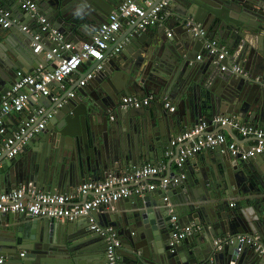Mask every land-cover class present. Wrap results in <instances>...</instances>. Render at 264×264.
<instances>
[{
    "label": "water",
    "instance_id": "1",
    "mask_svg": "<svg viewBox=\"0 0 264 264\" xmlns=\"http://www.w3.org/2000/svg\"><path fill=\"white\" fill-rule=\"evenodd\" d=\"M34 1L38 2L39 13L47 15L65 40L86 41L123 0ZM160 1L155 0L153 6ZM173 1L159 12L164 17L161 22L174 28L175 36L167 41L172 44L167 49L169 57L162 52L154 56L157 37L139 29L137 19L126 31L116 32L117 41L102 59H90L70 75L79 85L87 70L102 63L84 86L68 87L56 101L52 94L29 99L32 112L23 113L19 119L30 117L40 106L46 108L41 119L48 113L52 116L18 154L0 157V192L26 183L46 192H69L87 180L118 176L126 167L156 164L154 159L169 145H164L163 137L171 142L173 135L202 121L211 122L216 115L264 125V0ZM177 1L185 2V6L180 8ZM0 4L8 9L13 5L11 0H0ZM172 18L178 27H173ZM128 21L122 19L123 24ZM195 23L206 30L201 43L192 30ZM233 24L246 28L253 37L252 42L245 38L247 46L237 45L230 54L244 72L223 71L210 57L194 59L201 44L219 38ZM37 25L32 32L20 27L21 33L12 31L14 34L0 25V45L7 42L5 50L15 58L8 62L0 57V102L20 80L19 71L30 73L41 64L49 70L55 67L54 63L48 65L47 52L53 47V43H47L48 33L43 34L42 52H33ZM152 28L158 35L164 31V26ZM119 43H123V50L114 53ZM71 92H75L73 96H69ZM127 94L171 95L177 101V111L160 105L157 111L125 108L121 100ZM219 128L214 131L211 125L205 133L232 130L229 126ZM231 135L238 140L234 132ZM150 138L156 140L152 145L148 143ZM42 141L49 142L58 156L64 157L65 169L50 170L46 161L41 170L32 156L24 157L32 145ZM177 157L174 148L166 171L169 174ZM263 162L264 154L242 160L232 156L225 145L216 146L206 154L196 153L179 172H173L171 175L180 177V181L172 182L168 191L158 189L124 197L74 220L0 213L2 264H108L106 235L92 228V218L97 227L118 233L120 264H264L263 255L238 240L244 234L259 235L264 240ZM87 199L88 194L82 201ZM173 215L177 221H173ZM192 223L203 229L172 246L175 224L183 228ZM220 237L222 241L216 244Z\"/></svg>",
    "mask_w": 264,
    "mask_h": 264
},
{
    "label": "built area",
    "instance_id": "2",
    "mask_svg": "<svg viewBox=\"0 0 264 264\" xmlns=\"http://www.w3.org/2000/svg\"><path fill=\"white\" fill-rule=\"evenodd\" d=\"M23 10L30 13L38 24L37 30L34 32V51L40 52L43 49V34L48 33L47 43H53V47L47 52V59L55 62L52 70L45 66L40 67L33 72L25 73L19 71L20 80L17 81L8 96H4L0 102V157L4 154L7 157H13L19 153L21 147L29 144L31 139L47 125L48 119L52 113H48L46 118L40 117L45 114L46 108L40 106L35 108L34 113L30 117L21 118L17 127L10 129L5 121L8 113L15 111L21 113L32 112V106L29 103L31 97L37 98L40 95L52 94V100L56 101L61 97L54 96L51 84L60 82L62 88L68 80H71V74L78 71L83 63H87L90 59L100 60L104 57L105 52L111 45L117 41L116 32L122 29V19H128V24L134 23L139 19L138 28L146 31L148 27L158 24L161 21L159 12L171 0H161L154 5V0H123L122 3L110 13L106 22L102 23L91 39L84 40L80 44H75L72 40H65L63 35L54 27H52L47 16L39 13L38 3L34 0H19ZM192 22H188L191 24ZM0 25L3 28H11L17 25L11 10L0 5ZM21 29L25 31H34V27L29 25H21ZM195 36L205 38L206 31L201 25L195 23L192 29ZM172 31L168 33L171 35ZM58 41L57 44H54ZM207 49L206 54H198V59L209 56L214 58V62L220 63L223 71H231L235 73L244 72L243 67L236 63H224L229 55L228 49L217 39H209L205 41ZM123 50V43H119L114 53ZM88 65L85 68H89ZM102 63L89 69L79 81L80 86H84L89 79L94 76L95 70H100ZM258 80V77H257ZM67 90V89H66ZM75 92H71L69 96H73ZM154 96L152 94L140 97L138 95L127 94L122 97L121 105L123 107H146L152 103ZM164 106L168 110L174 112L177 105L168 97L164 98ZM20 115V116H21ZM19 116V117H20ZM18 117V118H19ZM211 125L213 127H225L238 129L243 136L251 137L253 143L245 148L236 141L228 140L224 133L210 132L205 133L206 129ZM171 145L178 150L176 159L177 165L182 168L185 162L206 149H213L216 146H226L232 156H239L242 160H248L257 155L264 154V126H255L253 123H245L234 116L216 115L211 122L202 121L193 126L190 130H186L176 135L171 140ZM174 154V149H167L165 155L167 157ZM3 163L0 162V171ZM130 169V168H129ZM165 164L147 163L143 166L133 167L131 170H125L118 176L110 175L101 180H87L77 191L67 193H51L38 190L32 183L22 184L19 187L0 192V213H25L33 217H56L68 220H74L81 215L88 214L94 208L111 201L119 200L131 195H142L146 190H164L166 191L172 182L180 181V177L169 174ZM158 177L147 185H138L132 187L131 183H138L144 178ZM92 192L94 195L86 201L79 200L80 195H87ZM233 205V204H231ZM173 221H177L176 215L172 216ZM92 228L106 235V257L108 264H120L119 248L121 240L116 231L111 228L103 230L97 227L95 218L91 219ZM195 225H187L181 228L175 224V232L172 235L170 244L173 246L182 241L188 235L196 230ZM238 240L242 245L252 246L255 251L264 256V240L259 235L244 234L238 236ZM222 239H217L219 244ZM22 252L21 255H24ZM4 262L3 255L0 254V264Z\"/></svg>",
    "mask_w": 264,
    "mask_h": 264
},
{
    "label": "crops",
    "instance_id": "3",
    "mask_svg": "<svg viewBox=\"0 0 264 264\" xmlns=\"http://www.w3.org/2000/svg\"><path fill=\"white\" fill-rule=\"evenodd\" d=\"M12 1V3H13V5L12 6H10V9L9 10H11L12 11V13H13V16H14V18L17 20V25H15V26H13V27H11V28H6L7 30V33H15V32H12V31H17L18 33H21V29H20V27H21V25H24V24H26V25H29V26H31V27H33V26H35V23H36V19L34 18V17H32L28 12H24L25 10H23L22 8H21V6H20V4H18L17 2H16V0H11ZM155 1V0H154ZM37 2V1H36ZM173 2H175V1H173V0H171L168 4H172ZM38 3V2H37ZM176 5L177 6H179L180 8H183L184 6H185V2H181V1H177V3H176ZM45 16H47V15H45ZM162 17V16H161ZM164 18V17H163ZM49 19V18H48ZM162 19V18H161ZM171 22H172V24L173 23H175V21H174V19L172 18L171 20H170ZM171 22H168V23H171ZM131 24H128V23H124L123 25H122V31L124 32V31H126L127 30V28L130 26ZM157 26H159V27H163L164 26V31L163 32H159V33H161V34H157V30H155V29H153L152 27L154 26H150V27H148L147 28V32H148V34L149 35H151V36H156L157 37V42L155 43V47H154V45H153V48H154V56L156 57L158 54H160L161 52L162 53H165L166 54V57L168 56L169 57V52L167 51V49L169 50L170 49V46L172 45V44H170V43H168V42H170L171 40L170 39H168L169 37H174L175 36V34H174V28H172V27H169L168 25H164L161 21H159L158 22V24H156ZM175 26V28L176 27H178L177 25H176V23L173 25V27ZM236 27V28H235ZM238 27V25L237 24H233V28H231V29H228L227 31L226 30H223V33H221L222 35L219 37V38H221V39H219V38H217V37H215L214 39H216L217 38V40H219L224 46H226L227 48H228V50H229V48H230V51H229V59H228V61H226V59H224L225 61H224V63H236V64H240V63H237V62H235V61H233L232 59H231V53H233L234 51H235V49H237L238 47H237V45H239L240 47H244V46H247V43H248V40H246L245 38H250V40H249V42H252L253 41V37L251 36V34L249 33V32H246L244 29H246V28H243V27H239V28H237ZM173 30V34L170 36V35H168V33L170 32V31H172ZM156 31V32H155ZM250 35V36H249ZM166 39H168V40H166ZM203 39L204 38H200L199 37V41H200V43H201V41H203ZM221 40H223V41H221ZM168 41V42H167ZM72 42H74L76 45L77 44H80L81 42H84V40H82V41H72ZM205 43L206 42H204V44H201V46H200V48H199V51L197 52V54H202V53H205L206 54V51H207V49H206V47H205ZM111 44H113V43H111ZM7 46H8V44H7V42H5V41H3L2 43H1V45H0V57L1 58H3V59H5L6 61H8V62H11V61H14L15 60V58H14V55L11 53V51H9L8 49L7 50H5V48H7ZM16 46L18 47V46H20L19 44H16ZM33 46V45H32ZM43 50V49H42ZM42 50L40 51V52H42ZM33 52H35L34 50H33ZM40 52H35V53H40ZM168 52V53H167ZM13 55V56H12ZM198 56V55H197ZM197 56H195L194 57V59H198V57ZM206 57H209V56H207L206 55ZM211 58V57H210ZM201 59H204V58H201ZM200 59V60H201ZM213 63H215V64H217L216 62H214V58H212V60H211ZM53 63L55 64V62H52V61H50L49 60V62H48V65L49 66H53ZM44 65H40V67H43ZM46 67V66H45ZM89 67V66H88ZM47 68V67H46ZM88 68L86 67L85 68V71L87 70ZM221 69V68H220ZM228 72H231V71H228ZM65 84V87L64 88H62L61 86H60V84H58V83H53V84H51V88H52V92H53V94H54V96L56 95L58 98L59 97H61L64 93H65V91H66V89L68 88V87H70V86H72V87H76V86H80V85H78L77 84V82H76V80L75 79H71V80H68L66 83H64ZM153 96H154V99L152 100V103L149 105V106H146L147 108H149V110H155V111H157V106L158 105H160L159 107H164L165 108V106H164V98L165 97H168L169 99H171L176 105H177V101L171 96V95H168V94H163V95H159V96H157L156 94H152ZM138 96H140V97H143V96H147V94H143V95H138ZM176 111H177V109H176ZM175 111V112H176ZM21 115V113H19V112H15V111H12V112H10V113H8V115H6L5 116V121L7 122V124L9 125V128L10 129H14V128H16L17 127V124H18V121H19V116ZM241 121H243V120H241ZM243 122H245V121H243ZM246 123V122H245ZM262 126H264V125H262ZM169 128V127H168ZM218 128L219 127H217V126H215V127H213V130L214 131H216V130H218ZM220 129V128H219ZM232 129V128H231ZM232 132H234L235 133V135H237L238 136V140H235V138L231 135L232 134ZM221 133H224L226 136H227V138H228V140H230V141H236L238 144H240L241 146H243V147H245V148H248L252 143H253V139L251 138V137H245V136H243L242 135V133L238 130V129H236V128H234V129H232L231 131H229L228 129H226V128H224V129H222L221 130ZM180 134V133H179ZM179 134H176V135H179ZM176 135H173V137H172V139L176 136ZM163 139V142H165V144L164 145H168V146H166V148H165V150H164V152H161V153H159L158 154V156L156 157V159H154L155 161H156V164L158 163V164H165L166 165V168H167V170H168V163H169V161L172 159V157H173V155H171V156H169V157H167L166 155H165V152H166V150L167 149H169V150H171V148L172 149H174V148H176V147H174V146H172L171 145V142H168V140L166 139V137H163L162 138ZM156 140L154 139V142H155ZM153 141H152V139L150 138L149 140H148V143H149V145H152L153 143H154ZM0 143H2V138H0ZM33 146V148H31L30 150H28L25 154H24V157L25 158H27V157H30V156H32V160L35 162V163H37L38 165H40V169L42 170V168L44 167V165L46 164V161H48L50 164H49V169L50 170H57L58 172L61 170V168H63L64 167V169H65V159H64V157L63 156H58V154L56 153L57 151H54L53 150V146L49 143V142H44V141H42V142H40L39 144H37V145H32ZM208 151H211V149H206V150H203L201 153L203 154H206ZM34 157V158H33ZM212 157V156H211ZM189 159H193V157H191V158H189ZM147 163H151V162H145V163H143L142 164V166L143 165H145V164H147ZM151 164H153V163H151ZM126 168H128V170H131V168H133V167H126ZM130 168V169H129ZM180 167L177 165V162L176 161H174L173 163H172V165H171V174H173V172H179L180 171ZM260 169H261V171L264 173V162L263 163H261L260 164ZM127 170V169H126ZM125 171V170H124ZM42 172V171H41ZM41 172H39L38 174H40ZM169 172V171H168ZM220 172H221V169H220ZM123 173V172H122ZM213 176H216L215 175V172H214V174H212ZM158 177H150V178H144V179H142V180H140L138 183H131V186L132 187H137L138 185H147L148 183H151V182H153L154 180H156ZM218 180H223V175L221 176V174H220V179L218 178ZM27 184V183H26ZM82 185V184H81ZM81 185H79V186H81ZM79 186L77 187V188H75L73 191H69V192H74V191H77V189L79 188ZM44 191V190H43ZM153 191V190H152ZM151 190H146L142 195H144L145 193H149V192H152ZM166 191H168V189L166 190ZM60 193H67V192H60ZM93 193L92 192H89L88 193V198H91V197H93ZM134 195H136V194H134ZM84 196H86V195H80L79 197H78V199L79 200H83V198H84ZM117 201V200H116ZM112 202V201H111ZM77 219V218H76ZM192 225H195L197 228H196V230L192 233V234H194L195 232H197V231H201L202 229H203V227H202V225H198V224H196V223H192ZM5 233V232H4ZM192 234H190V235H192ZM2 238H3V233H2ZM221 238V237H220ZM220 238H218V239H220ZM222 239V238H221ZM217 240V239H216ZM215 240V241H216ZM200 241H203V240H200ZM105 254H106V250H105Z\"/></svg>",
    "mask_w": 264,
    "mask_h": 264
},
{
    "label": "clouds",
    "instance_id": "4",
    "mask_svg": "<svg viewBox=\"0 0 264 264\" xmlns=\"http://www.w3.org/2000/svg\"><path fill=\"white\" fill-rule=\"evenodd\" d=\"M0 5H1V4H0ZM7 9H8V8H7ZM199 25H200V24H199ZM205 31H206V30H205ZM220 43H221V42H220ZM227 49H228V48H227ZM228 52H229V50H228ZM229 57H230V56L228 55L227 58L229 59ZM239 65H241V64H239ZM241 66H242V65H241ZM242 67H243V66H242ZM243 70H244V69H243ZM173 155H174V154H173Z\"/></svg>",
    "mask_w": 264,
    "mask_h": 264
},
{
    "label": "flooded vegetation",
    "instance_id": "5",
    "mask_svg": "<svg viewBox=\"0 0 264 264\" xmlns=\"http://www.w3.org/2000/svg\"><path fill=\"white\" fill-rule=\"evenodd\" d=\"M202 152V151H201Z\"/></svg>",
    "mask_w": 264,
    "mask_h": 264
}]
</instances>
